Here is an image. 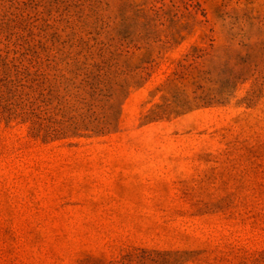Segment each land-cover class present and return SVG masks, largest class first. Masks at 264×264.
<instances>
[{"label": "rangeland", "instance_id": "obj_1", "mask_svg": "<svg viewBox=\"0 0 264 264\" xmlns=\"http://www.w3.org/2000/svg\"><path fill=\"white\" fill-rule=\"evenodd\" d=\"M0 264H264V0H0Z\"/></svg>", "mask_w": 264, "mask_h": 264}]
</instances>
